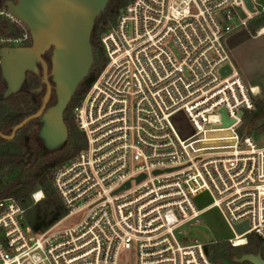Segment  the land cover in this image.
Segmentation results:
<instances>
[{
    "label": "built area",
    "instance_id": "obj_1",
    "mask_svg": "<svg viewBox=\"0 0 264 264\" xmlns=\"http://www.w3.org/2000/svg\"><path fill=\"white\" fill-rule=\"evenodd\" d=\"M257 1L254 13L243 0H130L120 9L100 37L106 63L73 109L85 145L51 173L67 215L85 214L34 232L15 199H0V264H118L130 248L136 264H216L205 251L216 241L198 232L207 208L223 214L230 246L249 235L264 240V146L238 133L264 88L242 79L226 46L264 12ZM0 17L23 25L1 4ZM262 35L264 25L253 37ZM29 40L24 26L0 35V48ZM202 192L212 197L208 207L194 203ZM43 197L41 189L30 195L33 203Z\"/></svg>",
    "mask_w": 264,
    "mask_h": 264
},
{
    "label": "trees",
    "instance_id": "obj_2",
    "mask_svg": "<svg viewBox=\"0 0 264 264\" xmlns=\"http://www.w3.org/2000/svg\"><path fill=\"white\" fill-rule=\"evenodd\" d=\"M129 1L108 0L106 7L94 21L90 36L93 62L87 76L79 83L64 110L63 121L67 137L61 146L54 150H46L37 144L33 146L31 144L33 136L28 135L25 138V132L31 122L18 129L13 138H4L3 136L10 135L12 127L23 118L22 110L31 109L29 105H33V100L21 97L22 94L29 95V91L25 88H21L17 96L13 98V101L16 99L19 102L16 106L10 104L11 96L0 98V199L7 197L15 199L24 209L25 221L34 232L46 230L67 215V210L60 203L52 187L51 173L55 167L75 158L85 145L84 135L76 127L73 109L81 102L106 63V56L100 42L101 35L111 27L120 9ZM3 2L4 0H0V4ZM261 25H264V12L250 20L247 27L251 29ZM23 30V25L0 17V35H18ZM233 35L238 37L239 42L248 38L244 30ZM25 43L30 45L31 40ZM49 56H51L50 50L44 55L47 62H49ZM28 76L37 82V77L33 73H29ZM28 85L32 86L30 83ZM4 90L5 84L0 73V95ZM54 100L55 96L52 94L49 103H53ZM24 102L26 105H23ZM238 133L252 137L264 133V96L255 100L253 109L243 112ZM35 140L34 138V143ZM6 172L12 173V177L4 179L5 176H10ZM37 189L42 190L44 197L33 203L30 195ZM205 251L216 264H250L249 262H236L234 258L250 253L260 254L264 259V240L255 235H249L247 243L243 246L232 247L226 241L215 242L205 246Z\"/></svg>",
    "mask_w": 264,
    "mask_h": 264
},
{
    "label": "water",
    "instance_id": "obj_3",
    "mask_svg": "<svg viewBox=\"0 0 264 264\" xmlns=\"http://www.w3.org/2000/svg\"><path fill=\"white\" fill-rule=\"evenodd\" d=\"M246 8L254 13L251 0H243ZM108 0H17L15 3L4 1L1 7L20 23L30 34L31 44L28 47H1L0 73L5 84V90L0 98H5L18 91L24 81L26 71L37 73L36 64L42 66L43 82L46 92L42 108L34 115L25 118L14 126L12 132L4 138H12L15 131L30 118L38 116L50 95L51 85L47 77V65L42 55L51 50L50 76L54 84L55 102L50 105L42 116L40 138L47 149L58 148L66 138V127L62 119L63 112L74 94L79 83L87 76L93 62L90 44L91 31L97 16L104 10ZM240 18H245L243 11L237 7ZM230 72L228 65L220 69L222 76ZM223 124L229 122L223 111ZM154 173H158L155 171ZM143 176H139L137 181ZM129 186L126 182L115 191ZM246 222L234 226L237 234L247 230ZM201 236L208 240L209 234L198 230ZM214 255H212L213 257ZM236 262L264 264L260 254H243L235 257Z\"/></svg>",
    "mask_w": 264,
    "mask_h": 264
},
{
    "label": "rangeland",
    "instance_id": "obj_4",
    "mask_svg": "<svg viewBox=\"0 0 264 264\" xmlns=\"http://www.w3.org/2000/svg\"><path fill=\"white\" fill-rule=\"evenodd\" d=\"M264 6V0H258L256 9L259 10L260 7ZM259 26H254L251 29L247 27L244 32H247L248 39L239 42L236 39V44L238 45L234 49V53L243 60V70H238L242 79L247 82H254L260 84L264 88V35L259 37H252L254 35L255 29ZM235 34V33H234ZM232 36V35H231ZM246 71L250 81H247L245 77ZM252 84V83H251ZM178 126L182 129V133L186 135L188 133V127L185 122L184 114L180 113L177 115ZM254 141L258 146H264V133L254 136ZM5 178L12 177V173L6 172ZM4 179H2L4 181ZM212 202V197L208 192H202L194 198V203L202 208L208 207ZM85 210L80 209L71 214L66 215L56 224L60 228L70 227L78 223L84 216ZM200 227L204 229L210 236L211 241L224 242L228 238L233 236L231 229L226 223L223 214L217 208H207L206 211L201 216ZM136 251L134 248L128 250H122L117 256L118 264H136Z\"/></svg>",
    "mask_w": 264,
    "mask_h": 264
},
{
    "label": "flooded vegetation",
    "instance_id": "obj_5",
    "mask_svg": "<svg viewBox=\"0 0 264 264\" xmlns=\"http://www.w3.org/2000/svg\"><path fill=\"white\" fill-rule=\"evenodd\" d=\"M30 45H27L26 43L21 45V46H18V47H28ZM47 52V51H46ZM45 52V53H46ZM45 53L42 55V59L44 60V62L46 63L47 65V77H48V81L51 85V92H50V95L44 105V108L42 109L41 113L36 116V117H33V118H30L24 125H26L27 123L31 122L30 124V127L26 130L25 132V138L28 137V135H30L31 137L33 136V138L31 139V144L33 146H35V144L39 145L40 147H43L44 149L46 150H54V149H47L46 146H45V142L40 138L39 134H40V131H41V127H42V116L45 112V110L50 106L52 105L53 103H49V99L51 97L52 94H54V90H53V86L54 84L52 83L51 81V76H50V69H51V62H50V56H49V59L47 62L45 59H44V55ZM50 54H51V50H50ZM37 66V69H38V72L35 73V72H32V71H26L25 73V78H24V81L20 87V89L14 93H11L9 96L12 97V100L10 101V104L12 106H16L17 104H19L18 101H16V99H14L13 101V98H15L17 96V93L21 90V88H25L27 91H29V95L27 94H22L21 97H24L26 99H29V100H33V105H29L31 107V109H24L22 110V115H23V118L17 123L19 124L22 120H24L25 118L27 117H30L32 115H34L35 113H37L41 108H42V103H43V98H44V95H45V92H46V84L43 82V77H42V66L40 63H37L36 64ZM29 73H33L36 77H37V82L36 80H32L28 75ZM28 83H30V85L32 84V86H29ZM37 83V84H36ZM35 84L37 86H35ZM35 86V87H34ZM25 90V91H26ZM55 96V94H54ZM26 102L23 103V105H26L25 104ZM28 104V103H27ZM14 112V111H13ZM64 113V112H63ZM62 119H63V115H62ZM64 122V121H63ZM17 124H15L14 126H16ZM65 124V123H64ZM23 125V126H24ZM14 126L12 127V129L14 128ZM21 126V127H23ZM20 127V128H21ZM66 127V126H65ZM18 128V129H20ZM12 129H11V132H12ZM17 129V130H18ZM16 130V131H17ZM15 131V133H16ZM14 133V135H15ZM11 134V133H10ZM13 135V136H14ZM12 136V138H13ZM66 137H67V130H66ZM34 138L36 139L35 140V143H34ZM8 139H11V138H8ZM66 139V138H65ZM64 139V141H65ZM63 141V142H64ZM62 142V144H63ZM61 144V145H62ZM60 145V146H61Z\"/></svg>",
    "mask_w": 264,
    "mask_h": 264
},
{
    "label": "crops",
    "instance_id": "obj_6",
    "mask_svg": "<svg viewBox=\"0 0 264 264\" xmlns=\"http://www.w3.org/2000/svg\"><path fill=\"white\" fill-rule=\"evenodd\" d=\"M258 2V1H257ZM253 37V36H252ZM238 37L237 36H230L228 39H227V41H226V46H227V49H228V51H229V56H230V61H231V63H232V65L237 69V70H243L244 69V66H243V60L240 58V57H238L237 55H236V53H234V49L238 46L237 44H236V39H237ZM249 38V37H248ZM247 38V39H248ZM240 44V43H239ZM243 68V69H242ZM242 72V71H241ZM245 74V77L247 78V81L249 82L250 81V79H252V78H249L248 77V74H247V72L244 70L243 71ZM250 83H252V84H258V83H254V82H250ZM258 85H260V84H258Z\"/></svg>",
    "mask_w": 264,
    "mask_h": 264
}]
</instances>
